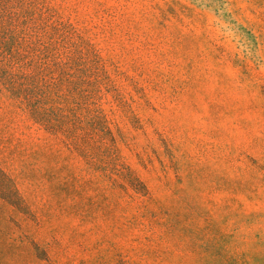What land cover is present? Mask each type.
<instances>
[{
  "label": "rangeland",
  "instance_id": "rangeland-1",
  "mask_svg": "<svg viewBox=\"0 0 264 264\" xmlns=\"http://www.w3.org/2000/svg\"><path fill=\"white\" fill-rule=\"evenodd\" d=\"M2 48L0 264H264V0H0Z\"/></svg>",
  "mask_w": 264,
  "mask_h": 264
},
{
  "label": "trees",
  "instance_id": "trees-1",
  "mask_svg": "<svg viewBox=\"0 0 264 264\" xmlns=\"http://www.w3.org/2000/svg\"><path fill=\"white\" fill-rule=\"evenodd\" d=\"M11 60V57L3 48L0 51V93L7 95L12 101L13 105L22 109L21 102L18 98L20 91L16 86L15 79L11 72V67L6 64V60ZM7 93V94H6ZM37 113L32 115L35 117Z\"/></svg>",
  "mask_w": 264,
  "mask_h": 264
}]
</instances>
